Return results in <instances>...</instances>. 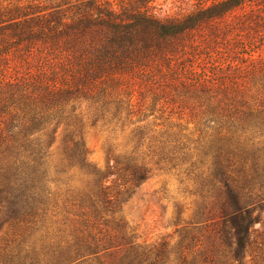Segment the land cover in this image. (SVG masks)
<instances>
[{"label": "trees", "instance_id": "obj_1", "mask_svg": "<svg viewBox=\"0 0 264 264\" xmlns=\"http://www.w3.org/2000/svg\"><path fill=\"white\" fill-rule=\"evenodd\" d=\"M151 1L0 0V226L48 210L57 168L86 169L112 208L152 172H172L214 191L212 217L187 222L179 243L146 261L238 263L264 212V58L243 62V87L237 69L212 78L186 66L199 34L214 65L233 28L215 21L254 0L164 19ZM245 20L255 28L264 16ZM90 129L104 136V171L87 160Z\"/></svg>", "mask_w": 264, "mask_h": 264}, {"label": "rangeland", "instance_id": "obj_2", "mask_svg": "<svg viewBox=\"0 0 264 264\" xmlns=\"http://www.w3.org/2000/svg\"><path fill=\"white\" fill-rule=\"evenodd\" d=\"M218 1L153 0L146 8L164 19L185 16ZM252 12L264 16V0L246 3L215 21L233 28L220 41L218 55L212 53L211 57L217 59L214 65L203 56L206 43L199 34L193 54L199 53L186 67L192 65L196 74L210 73L212 78L214 71L206 72L212 68L220 74L228 67L237 69L243 87V62L264 58V21L260 20L259 27L254 28L253 23L245 20ZM59 139L54 143V162L63 157ZM83 141L89 151V163L104 171L103 134L98 129L85 130ZM55 171L48 210L23 223L0 226V264H152L154 255L164 250L166 243H179L181 229L187 222L212 217L207 212L216 201L214 191L207 185L194 188L192 184L179 183L181 178L172 172H152L126 203L112 208L99 203L97 185L86 169ZM194 189H202V197L191 195ZM250 241L245 257L234 264H264V212ZM208 243L205 248L210 250ZM148 256L150 262L146 261Z\"/></svg>", "mask_w": 264, "mask_h": 264}]
</instances>
